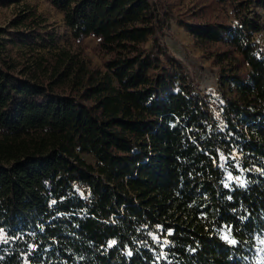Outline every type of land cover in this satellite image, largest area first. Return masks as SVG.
<instances>
[{"label": "trees", "instance_id": "trees-1", "mask_svg": "<svg viewBox=\"0 0 264 264\" xmlns=\"http://www.w3.org/2000/svg\"><path fill=\"white\" fill-rule=\"evenodd\" d=\"M46 1L74 41L98 40L102 65L56 47L32 10L0 28V264H254L264 0H213L234 22L180 21L221 49L214 105L163 42L166 0Z\"/></svg>", "mask_w": 264, "mask_h": 264}, {"label": "rangeland", "instance_id": "rangeland-1", "mask_svg": "<svg viewBox=\"0 0 264 264\" xmlns=\"http://www.w3.org/2000/svg\"><path fill=\"white\" fill-rule=\"evenodd\" d=\"M14 1V2H11ZM171 8L172 16L169 19V31L163 38L164 44L169 49L171 55L180 61L190 73L193 85L198 91L213 105L218 97V75L219 66L214 64L212 54L218 53L221 49L218 46L205 48L198 45L194 38L184 29L180 21H220L234 22L229 8H224L216 4L213 0H166ZM24 10H32L40 16L47 28L54 32L55 44L58 48L66 47L71 51H80L84 58L94 67H101L102 55L98 50V40L94 37H87L80 41H74L70 33L66 30L62 13L52 8L46 0H0V28H4L9 20L16 14ZM264 21V11L255 9ZM255 44L264 50V31L254 38ZM28 48L34 53L43 54L48 48L42 47L40 42L28 44ZM26 48L14 47L11 51L12 57L21 60L18 53H24ZM19 51V52H18ZM28 52V51H27ZM29 53V52H28ZM89 162L92 158L84 156ZM226 177V184L237 181ZM76 193L85 197L87 190L83 187L73 185ZM254 264H264V239L261 247L257 251Z\"/></svg>", "mask_w": 264, "mask_h": 264}, {"label": "snow or ice", "instance_id": "snow-or-ice-1", "mask_svg": "<svg viewBox=\"0 0 264 264\" xmlns=\"http://www.w3.org/2000/svg\"><path fill=\"white\" fill-rule=\"evenodd\" d=\"M112 243L115 244V241H113ZM232 243H235V241H232Z\"/></svg>", "mask_w": 264, "mask_h": 264}]
</instances>
